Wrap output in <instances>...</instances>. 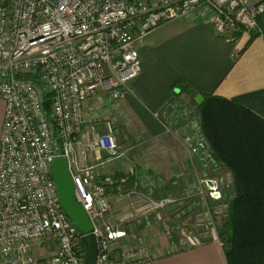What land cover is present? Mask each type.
<instances>
[{
	"label": "built area",
	"instance_id": "2783aa9c",
	"mask_svg": "<svg viewBox=\"0 0 264 264\" xmlns=\"http://www.w3.org/2000/svg\"><path fill=\"white\" fill-rule=\"evenodd\" d=\"M201 7L212 12L220 34L239 27L263 34L264 0H0V264H86L85 234L65 212L53 176L57 156L68 159L76 201L93 223L96 264L152 259L146 241L131 245L120 220L106 221L115 181L80 165L73 143L86 121L85 103L98 89L115 100L127 97L142 72V40ZM167 110L161 115L165 132L184 136L196 156L214 161L198 106L175 94ZM90 148L109 160L127 154L112 128L95 134ZM48 242L55 251L36 257L34 247Z\"/></svg>",
	"mask_w": 264,
	"mask_h": 264
},
{
	"label": "crops",
	"instance_id": "0c3cea01",
	"mask_svg": "<svg viewBox=\"0 0 264 264\" xmlns=\"http://www.w3.org/2000/svg\"><path fill=\"white\" fill-rule=\"evenodd\" d=\"M212 15L201 7L160 25L139 44L142 72L130 82L127 97L115 100L100 88L87 100L86 121L74 139L72 152L80 165L93 166L103 176H123L122 158L109 160L105 151L90 148L94 135L112 128L121 146L128 139L145 142L163 137L166 132L161 115L167 113L175 94H184L197 106L209 94L227 97L264 119V33L243 28L237 35L236 28L220 34ZM259 25L264 32V14ZM3 117L4 101L0 98V142ZM120 190V186L108 188L112 208L117 196H122ZM136 216L141 218L142 214ZM134 236L130 230L131 245L139 242ZM147 244L152 259L142 264H228L223 244L217 239L178 251L170 250L168 239ZM55 249L56 244L48 242L34 247L33 253L43 259Z\"/></svg>",
	"mask_w": 264,
	"mask_h": 264
},
{
	"label": "rangeland",
	"instance_id": "374dc122",
	"mask_svg": "<svg viewBox=\"0 0 264 264\" xmlns=\"http://www.w3.org/2000/svg\"><path fill=\"white\" fill-rule=\"evenodd\" d=\"M201 134L207 143L202 126ZM193 146L184 136L170 132L158 139H128L122 144L127 149L126 156L119 158L124 175L112 178L122 196H117V209L113 206L106 221L115 225L120 220L135 234L136 242L141 238L148 243L168 239L171 251L209 239L223 244L219 230L234 196L233 178L214 157L212 161L196 156ZM160 200L166 203L161 207L152 204Z\"/></svg>",
	"mask_w": 264,
	"mask_h": 264
},
{
	"label": "trees",
	"instance_id": "16d2710c",
	"mask_svg": "<svg viewBox=\"0 0 264 264\" xmlns=\"http://www.w3.org/2000/svg\"><path fill=\"white\" fill-rule=\"evenodd\" d=\"M238 29L240 35L243 27ZM198 106L213 157L230 170L234 182L227 219L219 230L227 263L264 264V119L215 94L204 96Z\"/></svg>",
	"mask_w": 264,
	"mask_h": 264
},
{
	"label": "water",
	"instance_id": "95a60500",
	"mask_svg": "<svg viewBox=\"0 0 264 264\" xmlns=\"http://www.w3.org/2000/svg\"><path fill=\"white\" fill-rule=\"evenodd\" d=\"M52 168L62 206L76 227L85 234L83 241L87 249L86 264H96L97 238L92 233L93 223L91 219L81 204L76 201L75 185L68 159L65 156L55 157Z\"/></svg>",
	"mask_w": 264,
	"mask_h": 264
},
{
	"label": "bare ground",
	"instance_id": "6f19581e",
	"mask_svg": "<svg viewBox=\"0 0 264 264\" xmlns=\"http://www.w3.org/2000/svg\"><path fill=\"white\" fill-rule=\"evenodd\" d=\"M216 195H218V194H216Z\"/></svg>",
	"mask_w": 264,
	"mask_h": 264
}]
</instances>
